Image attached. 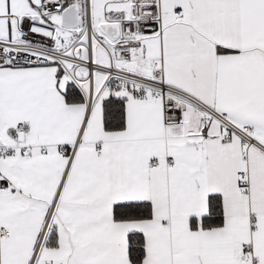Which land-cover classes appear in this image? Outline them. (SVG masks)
I'll list each match as a JSON object with an SVG mask.
<instances>
[{
  "label": "snow or ice",
  "instance_id": "obj_1",
  "mask_svg": "<svg viewBox=\"0 0 264 264\" xmlns=\"http://www.w3.org/2000/svg\"><path fill=\"white\" fill-rule=\"evenodd\" d=\"M0 264H264V0H0Z\"/></svg>",
  "mask_w": 264,
  "mask_h": 264
}]
</instances>
